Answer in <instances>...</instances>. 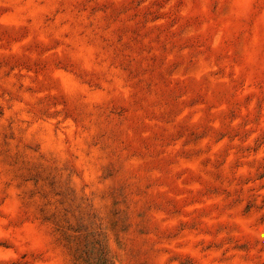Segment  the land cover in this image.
<instances>
[{"label": "rangeland", "instance_id": "obj_1", "mask_svg": "<svg viewBox=\"0 0 264 264\" xmlns=\"http://www.w3.org/2000/svg\"><path fill=\"white\" fill-rule=\"evenodd\" d=\"M0 264H264V0H0Z\"/></svg>", "mask_w": 264, "mask_h": 264}]
</instances>
